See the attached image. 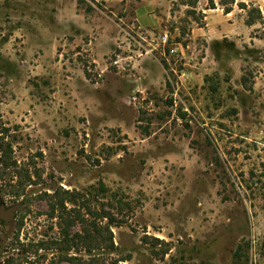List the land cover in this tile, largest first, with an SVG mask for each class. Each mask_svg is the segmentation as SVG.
Here are the masks:
<instances>
[{"label": "rangeland", "instance_id": "1", "mask_svg": "<svg viewBox=\"0 0 264 264\" xmlns=\"http://www.w3.org/2000/svg\"><path fill=\"white\" fill-rule=\"evenodd\" d=\"M5 143L0 264H264V0H0Z\"/></svg>", "mask_w": 264, "mask_h": 264}, {"label": "trees", "instance_id": "2", "mask_svg": "<svg viewBox=\"0 0 264 264\" xmlns=\"http://www.w3.org/2000/svg\"><path fill=\"white\" fill-rule=\"evenodd\" d=\"M192 3H188V5H191ZM240 7L246 9L248 8L245 3H240ZM231 10L230 7H224V11L227 13ZM255 11V13H253ZM192 9H187V13H191ZM248 17L246 19L247 24H253L256 22L257 18H261V12L258 7H250L247 9ZM1 151H0V162L2 163L3 167L5 169H12L16 165L15 160H11V162L8 161V158L10 156L8 155V151H10V146L8 143H5L0 145ZM15 172V171H14ZM104 190V189H103ZM68 192V191H67ZM71 196H74L72 192H70ZM71 201V199H68ZM73 200V199H72ZM65 200H54L51 204V210L52 212H57L56 217L59 219L58 226L60 227V238H59V244L61 245V248L69 250L71 248H74L75 250H84L90 251L93 248L99 247L101 245V240L96 236H94V232H100L102 233V230H107L108 236L104 240H109L112 244V232L109 228L110 224L113 222V215L106 211L104 207H101L99 211L96 213L97 216H99L101 219H106V222L104 225H96L95 223H87L85 224L86 219H82L83 227L80 232H70V227L73 224L74 221H72L68 216H66L63 211L65 209L64 207ZM90 210V209H89ZM91 214L94 211H90ZM93 228V230L91 229ZM93 237V238H92ZM95 240V243H92V241ZM103 242V241H102ZM69 260H74L75 257L73 255L68 257ZM79 264V263H77Z\"/></svg>", "mask_w": 264, "mask_h": 264}, {"label": "water", "instance_id": "3", "mask_svg": "<svg viewBox=\"0 0 264 264\" xmlns=\"http://www.w3.org/2000/svg\"><path fill=\"white\" fill-rule=\"evenodd\" d=\"M19 207H20L19 202L7 207L3 202H0V220L6 222L14 219L15 213Z\"/></svg>", "mask_w": 264, "mask_h": 264}, {"label": "crops", "instance_id": "4", "mask_svg": "<svg viewBox=\"0 0 264 264\" xmlns=\"http://www.w3.org/2000/svg\"><path fill=\"white\" fill-rule=\"evenodd\" d=\"M144 5H145V6L148 5V3H147V4L144 3ZM149 5H150V4H149ZM142 7H143V6H142V4H141L139 10H142ZM144 20H145V22H147L149 19H144Z\"/></svg>", "mask_w": 264, "mask_h": 264}]
</instances>
